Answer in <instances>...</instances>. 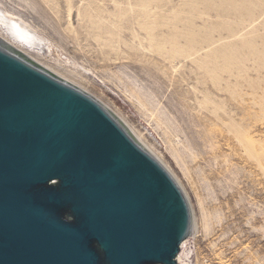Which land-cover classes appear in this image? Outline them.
<instances>
[{"label":"rangeland","instance_id":"374dc122","mask_svg":"<svg viewBox=\"0 0 264 264\" xmlns=\"http://www.w3.org/2000/svg\"><path fill=\"white\" fill-rule=\"evenodd\" d=\"M128 1L0 5L46 41L18 48L116 113L177 178L201 264H264V162L227 128L235 116L264 147V0ZM172 44L192 55L173 59Z\"/></svg>","mask_w":264,"mask_h":264},{"label":"water","instance_id":"95a60500","mask_svg":"<svg viewBox=\"0 0 264 264\" xmlns=\"http://www.w3.org/2000/svg\"><path fill=\"white\" fill-rule=\"evenodd\" d=\"M192 225L116 113L0 36V264H201Z\"/></svg>","mask_w":264,"mask_h":264},{"label":"bare ground","instance_id":"6f19581e","mask_svg":"<svg viewBox=\"0 0 264 264\" xmlns=\"http://www.w3.org/2000/svg\"><path fill=\"white\" fill-rule=\"evenodd\" d=\"M129 3H132V1H128ZM142 10H144V8H148L150 6V4L146 1H142L141 3L138 4ZM147 12L149 13V9H147ZM20 18V17H19ZM17 18V16H13L9 11L4 10V8L1 7L0 5V26L3 27V29L5 30L4 32H6L11 40L6 39L8 42H10L11 44L14 45L13 41H15V43H20L24 46H26L25 48L27 49L28 47L32 48V47H36V45L40 48V46L43 47V45L45 44V39L43 37H41L40 35L37 34V32L34 30V28H32L31 26H29L28 24H25L21 19ZM246 20V19H245ZM149 28V27H148ZM3 32V33H4ZM6 36V35H5ZM3 37V36H2ZM155 37V35L153 34L152 36H150L151 39H153ZM4 38V37H3ZM16 43V44H17ZM16 44L14 46H16ZM158 44V43H157ZM162 45V44H161ZM160 44H158V47H162ZM164 45V44H163ZM173 45V44H172ZM46 46V45H44ZM18 48V44L16 46ZM23 48V47H22ZM20 49V47L18 49H20L21 51H23L24 53H26L29 57H31L32 59H34L27 51H25V49ZM192 48V46H191ZM167 52L170 53V57H172L173 59H175L176 56H183V57H190L192 54L190 52V49H184L182 52L183 53H179L175 48L174 45L171 46V48H167ZM166 52V53H167ZM225 78V77H224ZM232 82V81H231ZM234 102V101H233ZM215 103V107L211 110L214 114L217 115V110L218 109H223V104L217 103L216 101H214L213 99H211V97H204L203 100L200 102L201 107H204V105L206 104H213ZM254 103V102H253ZM252 103V104H253ZM233 106V104H231V107ZM261 110H264V103L260 104ZM239 113V112H238ZM238 115V114H237ZM219 115L217 116V118H221ZM230 120V124L228 125V131L232 133L233 138L232 140L235 138L241 146H243L245 148V150L248 153V157H254L255 160L260 164L263 165L262 162H264V147L263 145H259L260 147L263 148H259L258 150L255 148V146L253 145V141L252 137L245 134L243 131V125L240 123L236 122V118L235 116L232 117L231 115H228L227 117ZM243 118V116H242ZM260 118V117H259ZM223 119H225L223 117ZM240 122V121H239ZM245 123V122H244ZM262 123V122H261ZM221 125V124H220ZM246 126V123L245 125ZM245 130L248 127H244ZM251 128V127H250ZM226 129V128H225ZM250 130V129H248ZM250 132V131H249ZM227 133V132H226ZM227 136V135H226ZM229 137V136H228ZM231 138V137H230ZM227 140V139H226ZM231 140V141H232ZM258 140V139H257ZM234 143V141H233ZM257 144V143H256ZM239 145V144H238ZM156 156V155H155ZM158 158V157H157ZM235 160V159H234ZM233 160V161H234ZM252 161V163L254 164V162L256 161ZM244 161H246L248 164L251 163V161L249 162L248 160L244 159ZM234 163V162H233ZM251 163V164H252ZM257 164V163H256ZM258 165V164H257ZM246 167V166H245ZM252 167V166H251ZM215 171H213L214 173ZM213 178H214V174H213ZM264 184V183H263ZM193 228V225H192Z\"/></svg>","mask_w":264,"mask_h":264}]
</instances>
